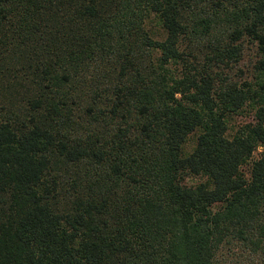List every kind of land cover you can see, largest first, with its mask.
<instances>
[{
    "label": "trees",
    "instance_id": "obj_1",
    "mask_svg": "<svg viewBox=\"0 0 264 264\" xmlns=\"http://www.w3.org/2000/svg\"><path fill=\"white\" fill-rule=\"evenodd\" d=\"M232 244L264 264V0H0V264Z\"/></svg>",
    "mask_w": 264,
    "mask_h": 264
},
{
    "label": "rangeland",
    "instance_id": "obj_2",
    "mask_svg": "<svg viewBox=\"0 0 264 264\" xmlns=\"http://www.w3.org/2000/svg\"><path fill=\"white\" fill-rule=\"evenodd\" d=\"M255 48L248 43H244V54L242 60L237 65L231 66H224L223 69L226 73L231 75L233 79L239 80V82L243 80H250L252 77L253 72V65L255 59ZM255 109L248 105L246 106L243 111L239 112L238 114L232 115L231 119L229 120V128L228 133L232 134L234 131L243 125L244 123L251 121L254 118ZM259 150L257 149L253 157L256 158L258 156ZM244 172L248 175L250 165H245L243 167ZM195 178L189 177L187 181L189 183L193 182ZM243 257L242 249L237 246V244H232L230 247L222 248V251H219L217 255V264H240L239 261H242L241 258Z\"/></svg>",
    "mask_w": 264,
    "mask_h": 264
}]
</instances>
